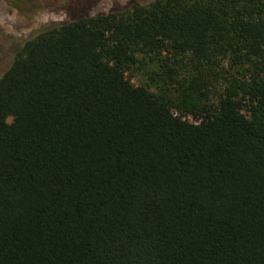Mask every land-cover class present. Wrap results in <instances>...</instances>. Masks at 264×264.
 Masks as SVG:
<instances>
[{
	"label": "trees",
	"instance_id": "1",
	"mask_svg": "<svg viewBox=\"0 0 264 264\" xmlns=\"http://www.w3.org/2000/svg\"><path fill=\"white\" fill-rule=\"evenodd\" d=\"M0 264H264V0L26 41L0 79Z\"/></svg>",
	"mask_w": 264,
	"mask_h": 264
},
{
	"label": "rangeland",
	"instance_id": "2",
	"mask_svg": "<svg viewBox=\"0 0 264 264\" xmlns=\"http://www.w3.org/2000/svg\"><path fill=\"white\" fill-rule=\"evenodd\" d=\"M155 0H0V79L26 41L79 16L123 12ZM140 78L133 79L134 84Z\"/></svg>",
	"mask_w": 264,
	"mask_h": 264
}]
</instances>
